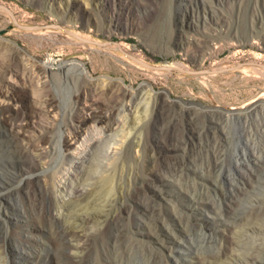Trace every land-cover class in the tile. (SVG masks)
Returning a JSON list of instances; mask_svg holds the SVG:
<instances>
[{
    "label": "rangeland",
    "instance_id": "374dc122",
    "mask_svg": "<svg viewBox=\"0 0 264 264\" xmlns=\"http://www.w3.org/2000/svg\"><path fill=\"white\" fill-rule=\"evenodd\" d=\"M0 4L20 25H56L25 30L0 9V60L7 64L0 70V87L14 97L12 104H4L18 109L37 97L23 73L11 69V65L19 66L21 61L28 64L26 70L32 65H48L52 74L47 91L55 107L48 117L53 120L51 135L57 149L38 177L61 199V205L54 209L61 223L38 225L31 220L34 198L40 195L39 178L14 173V154L8 151L11 147L0 133V264H178L173 254H178L180 247L191 259L185 262L205 264L217 250L219 238L226 235L227 227L213 226L212 213L201 211L196 198H209L219 205L222 214L229 209L228 221L232 222L252 214L257 217L264 211V109H247L264 102V77L254 74L250 68L253 65L229 69L256 62L257 57V62L264 65V0H0ZM73 34L105 44L86 43ZM118 43L128 44L130 49L120 50ZM128 54L138 59L143 55L142 61L158 70L132 60ZM79 62L86 64L91 75L85 71L83 74L92 80L118 81L133 92L147 86L151 94L142 93V104L149 102V108L152 95L163 93L170 101L238 114L224 122L219 120L217 130L206 129L201 120L193 124L188 117L182 118L179 129L185 136L186 149L174 152L165 148V141L170 143L168 136L148 131L151 119L146 115L142 120L145 113L140 104L134 111L136 115L133 111L127 113L124 131L130 129L132 120L135 122L128 134L134 142L129 154L122 155L121 135L112 132V138L101 141L96 150L100 153L95 155L105 165L104 152L117 149V167L102 177L98 170L89 171L83 165L77 176L80 178H74L65 151L74 141L68 123L93 100L86 92L73 97L81 78L78 86L74 84L75 73L68 66ZM244 66L249 67L243 70ZM33 80L37 81L35 77ZM90 124L89 120L81 124L77 133L84 136ZM191 124L202 133L194 130L190 137ZM26 133L38 131L29 128ZM138 140L143 143V152L136 147ZM201 148L209 150L210 156ZM212 151H218V162H214ZM184 154L198 159L196 165H202V172L211 168V173L197 178H160L161 172L154 165L171 164ZM71 177L80 184L78 195L72 191ZM60 180L65 186L58 191ZM250 183L254 190L246 196L241 194ZM189 188L193 197L186 193ZM147 204L157 208L154 226L146 224L150 220ZM80 218H86L84 228L90 236L85 249L76 252L65 247L62 238L81 223ZM254 264H264V251Z\"/></svg>",
    "mask_w": 264,
    "mask_h": 264
},
{
    "label": "bare ground",
    "instance_id": "6f19581e",
    "mask_svg": "<svg viewBox=\"0 0 264 264\" xmlns=\"http://www.w3.org/2000/svg\"><path fill=\"white\" fill-rule=\"evenodd\" d=\"M118 48L120 50L124 48L130 49L129 45L125 43H118ZM128 56L130 57L132 55L128 54ZM139 57L141 61L144 60L143 55H139ZM11 58H12V55H11ZM134 58H136V56ZM259 58L260 57L256 58V62L259 60ZM131 59L134 60L133 58ZM27 65L19 61V66L11 65V69L16 68V71L18 70L19 72L23 73V75L25 76V79L29 83V86L33 87L34 91L37 92V97L32 103L25 104V105L20 104L18 109H14L12 105L10 106V105L4 104V102L6 101L8 103L11 102L12 104L14 97L9 96V94H7L0 87V125H1L0 133L3 137L7 139V142L9 143V147H11V150H8V151L9 152L11 151L14 154V156H11L13 157L11 158V165L13 166L14 173L18 175H24L25 178H32V177L39 178L37 179V183H38V187L40 190V193H39L40 195L39 196L37 195L38 197L36 196L34 198V206L33 208H31L32 209L31 211L32 214L30 217L31 220H35L34 223H37L38 225H40L41 223L49 222V221L61 223L59 220L60 215L54 211V209L59 207V204L61 203V199L57 198L56 194L49 188L47 183L41 182L40 177H38L39 172L43 171L45 168H47L50 165L52 159L55 156L56 149H57L56 142L54 141L51 135V132L53 131V128H54L53 120H50L48 117L49 110L55 107V100L53 96L47 91L49 90L47 89V86L49 85L52 79V74L50 73L48 65H32L34 68L31 66L32 67V69L30 68L31 70L30 69L26 70ZM5 67H7V64H5L3 62V59H1L0 60V70ZM248 67L249 66H244L242 69L245 70ZM68 68L73 69L75 75L77 76V77L75 75L72 76V81L74 82V84L78 86L79 85L78 79L81 78V84L74 92V95H73L74 99L78 98L81 93H85V92L88 93L93 99L89 105H86L87 108L81 109V112L78 113L76 116H73L72 119H70V122L68 123V125H70V127H72L73 129V131H71V128H69L68 126V132L72 135V139H74L73 142H71L70 144L68 143L69 145L67 149H65L66 154H67V160L70 164L68 170H70L72 167L71 171L73 174H75L74 178H80L77 176L83 165H85V167H88L89 171L98 170L102 177L104 176V173L106 174L109 173L108 175H110V173L115 169V167H117L116 166L117 157H118L117 151H116L117 149L111 150L107 154H106V151L104 152L105 155L103 156L105 157L107 164L103 165L102 162L97 160L96 155H95L96 153L97 155L98 153H100V151L96 152V150L99 147L98 145L101 144V141L103 143V141L105 142L106 140H109L110 137L112 138V132H117V133H120L121 135L122 142L119 144V148L123 150L122 155L126 157L129 154V149L134 145V142L128 139L129 138L128 134L131 132V130L135 128L133 127L135 122L134 120H132L130 129L126 132L124 131L126 130L125 126H127V113L129 111L134 112L135 110H137L139 108V105L143 103L142 93L146 92L148 94H151V90H149L147 86H142L140 89L133 92L129 90L128 88L123 87L121 83L118 81H111L107 79L92 80L88 78L87 75L83 74L85 71L86 73H89V75H91V71L86 67V64L82 62H79L78 64L72 63L70 66H68ZM250 68L254 70V74L257 73V75L259 74L264 77V70L261 67L257 65H253ZM247 72H250V71H247ZM34 77L37 80L36 82L35 80H33ZM47 77H50L49 80H47ZM1 78L2 76L0 74V81H1ZM122 80L125 81V78L122 77ZM33 81H34V84L37 83L35 85H37L38 87H34L35 85H33ZM151 86H152V83H151ZM151 100L152 101H151L150 108L146 106L148 105L149 102H145L140 107V110L142 111V113H145V116H142V120L145 119L146 115H148L151 119L149 124L147 123L148 131L152 135H156V136L161 135L165 137L168 136L170 139V143L165 141V148L169 149L170 151H174V152H185L184 150L186 149L185 136L183 132H181L179 129V124L182 118L188 117L189 118L188 120L192 121L193 124L195 122L198 123V121L201 120L204 122L206 129L209 128V129L217 130L218 128L217 123L220 122L219 120L222 119V121L224 122V120L226 121V119L238 114V113L237 114H226L225 112H220V111H210V110L203 109L202 107H197V106L189 105V104H183V103H179L173 100L170 101L167 99V96L163 93H154L152 95ZM262 101L263 100H261V102H258L254 105H251L247 109L250 110V109L260 107L262 111V108L264 109V102ZM247 112L249 113L250 111H247ZM135 113L136 112H134V114ZM87 120L91 122L90 130L88 129L87 132H85L86 134L84 133V136L82 134L79 135L77 132L79 131V128H81V124L84 125V122H86ZM197 126L195 125V127ZM29 128H33L34 130L38 131V133L27 134L26 132L29 130ZM190 130H191L189 134L190 137L193 136L192 135L193 132L198 131V129L197 130L196 128L194 129L192 124L190 126ZM198 132L202 133L201 130ZM102 135H104V138H101ZM216 136H218V134ZM214 139L216 140V138ZM212 141H214L213 138H212ZM203 142L204 141H202L201 143ZM136 147H138L140 151L142 152L144 151L143 143H141L139 140L136 143ZM217 149L219 150V148ZM243 149H246V148L243 147ZM215 153L213 152L212 158L214 162H218L219 160L218 151L216 154ZM208 154L210 156L209 152ZM191 157L185 156L184 154V156H182L180 159L175 160L171 164L163 165L162 163L157 162L156 165L154 166H156L157 171L161 172L160 178H169V177H174V176H178L180 178H197V177H204L206 172L211 173V168L206 171L203 170L204 172H202L200 170L202 165L200 167L196 165L197 164L196 160L198 159L195 160V158L193 159ZM243 170H247V169H243ZM219 172H221V170ZM219 172H217V174ZM231 174L233 175L234 173H231ZM249 176L251 175L249 174ZM63 177L64 176H62L61 178ZM208 178L212 182L214 181V179H211V177H208ZM72 179L73 177H71V181L73 182L74 185L72 183L70 184L73 186L72 191L74 195H78L81 192L80 184L76 181V179L74 180ZM233 182L235 185L238 184L237 182L235 183V181ZM61 183H62V180L58 182V187H57L58 191L59 190L61 191V189H63V187L65 186V184H61ZM251 188H253V186L250 183L247 187V190L243 189L241 191V194H244V195L247 194V192ZM252 190L254 189H251V191ZM191 192H192L191 188H189L186 191V193H191ZM191 195L193 197V193H191ZM226 202L228 201L226 200ZM195 203L201 211L212 213L213 226L215 227L221 226L223 227L222 229L224 230H225V227H227L226 235L221 236L219 238L218 246H216L218 247L217 250H215L214 252L212 251V253L209 256L210 257L209 260L207 259L205 260V264H226L228 261H236L239 264H254L255 260L257 259V255L260 254L262 251H264V223L262 221V219H264V211H260L261 213L259 212L260 214L257 217H254L255 215L253 216L252 214L242 219H239V221L237 220L235 222H232L233 220L228 221V215H230L231 211H229L228 209L225 213L222 214L221 212L223 210L221 212L219 211L220 209V207L218 209L219 205L217 206L215 202L209 200V198L208 199L203 198V197L196 198ZM146 208H147L146 216L150 219L146 222V224L149 226H152L153 223L157 220V215H156L157 208L154 205H148V204L146 205ZM39 218L41 219L40 221H39ZM80 221H81L80 224H78L77 226H74L73 229H71L72 231H70L69 233H66L62 238L63 239L62 242L64 246L69 249L70 248L74 249L76 252H82L85 249L87 242L89 240V236H90L89 231L85 230L84 228V225L87 221L86 218H80ZM114 224L115 226H117L116 228H119L116 222ZM136 224L139 225L140 222H136ZM240 236H243V237L245 236V237L241 238ZM251 239L253 240L251 241ZM216 243L217 242H215V244ZM177 251H178V254H173L175 259L177 260V263L178 264H190L189 262H191V259H188L189 257H188L187 251L181 247L177 249ZM186 259L189 262L188 261L185 262Z\"/></svg>",
    "mask_w": 264,
    "mask_h": 264
},
{
    "label": "water",
    "instance_id": "95a60500",
    "mask_svg": "<svg viewBox=\"0 0 264 264\" xmlns=\"http://www.w3.org/2000/svg\"><path fill=\"white\" fill-rule=\"evenodd\" d=\"M0 9L5 10L6 12H8V14H9L10 17L12 18L13 22H14L17 26H19L20 28L25 29V30H38V29H42V28L56 27V25H53V24H48V25H20V24H18V23L16 22L13 13H12L7 7H5V6H3V5L0 4ZM73 35H74V34H73ZM74 36H76L78 39H80V40L83 41V42H86V43H92V44H95V45H97V46H102V45L105 44V43H102V42H96V41H92V40H89V39H86V38H82V37H80V36H78V35H74ZM130 57L133 58L136 62H138V63H140V64H142V65H144V66H147V67H150V68H158V67L152 66V65H150V64H147V63H145V62H143V61H141V60H139V59H137V58H134V57H132V56H130ZM242 65H257V66H259V67H261V68L264 69V65H263V64H260V63H257V62H244V63L237 64V65H235L234 67L229 68V69H236V68L241 67ZM202 72H203V73H206L207 71L204 70V71H202Z\"/></svg>",
    "mask_w": 264,
    "mask_h": 264
}]
</instances>
